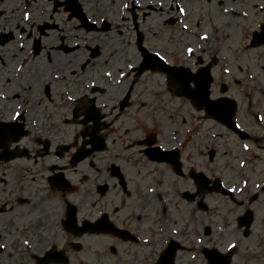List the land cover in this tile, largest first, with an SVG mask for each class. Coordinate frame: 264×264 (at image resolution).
Wrapping results in <instances>:
<instances>
[{"label": "flooded vegetation", "instance_id": "1", "mask_svg": "<svg viewBox=\"0 0 264 264\" xmlns=\"http://www.w3.org/2000/svg\"><path fill=\"white\" fill-rule=\"evenodd\" d=\"M176 2L185 8L179 18ZM149 6L0 0V264H156L172 242L180 246L175 264L192 250L204 259L219 206L227 220L234 205L245 210L263 198L264 189L251 194L264 182V169L253 192L241 190L245 202L234 194L221 203L208 172L207 186L190 177L206 170L201 152L189 158L188 135L201 137L199 149L206 137L197 122L188 129V109L214 125V139L224 132L237 148L241 143L174 92L176 71L159 69L199 73L207 66L211 99L262 106L264 88H253L254 72L236 64L264 54V45L249 47L254 33H264V0H149ZM172 29L178 43L167 39ZM187 29L211 31V45L187 43L180 38ZM157 31L162 39L155 40ZM251 114L253 122L240 127L249 134V158L264 156V127ZM232 178L228 185L236 186ZM192 218L197 248L186 239ZM83 250L87 259H78Z\"/></svg>", "mask_w": 264, "mask_h": 264}, {"label": "rangeland", "instance_id": "2", "mask_svg": "<svg viewBox=\"0 0 264 264\" xmlns=\"http://www.w3.org/2000/svg\"><path fill=\"white\" fill-rule=\"evenodd\" d=\"M116 5L117 3L114 6ZM104 10L107 11L106 9ZM173 14L179 18L178 13L174 12ZM174 30L175 29H172V32L168 34L167 39L169 42L178 43L177 41H179V38L173 37V34L176 33L174 32ZM189 34H190L189 31L182 32V35L180 38L185 39L186 37H189ZM191 34H192V37L196 40L199 39L200 36L207 37L206 40L209 42V45H211L210 43L213 40L211 31H208L207 29H205L201 31H193ZM228 34H229L228 35L229 37L230 35H232V32H229ZM238 36H239V33L236 32L233 40H238ZM150 37H151V34H150ZM154 38L155 40L162 39L163 32L157 31L156 33H154ZM250 57H251V60L245 65L236 64V66H241L242 70L245 72H246L247 67H249L254 72L252 73L253 77H255L256 79H260L264 84V54L259 53V52L258 53L253 52ZM243 66L246 69H244ZM156 81H159V80L157 79ZM114 94L115 93H113V95ZM254 103L255 101H253V106H252L251 111L255 115L258 114L259 116H261L262 122H264V104L259 108H255ZM248 111H250V109L248 107H245L243 104H241L240 111L238 112L239 121H241V123H245V122L252 123L253 122L252 121L253 116L250 117L249 120H246L247 115H249V113L251 112V111L250 112ZM196 115H197V118L200 119L199 114H196ZM197 123L199 127L201 128L203 127L202 135L206 137L205 141L208 142L209 138L212 137L211 135L214 134L216 131L214 127L213 129H211V127L214 125L209 122H204L203 120L197 121ZM225 141L226 140H223V141L221 140L222 142L221 144L224 146V148L227 147V145L225 144ZM230 141L235 143V140H233L232 138H230L229 142ZM200 142H201V137L197 140L196 145L200 146ZM222 153L223 151H220V154ZM231 157H230L231 160L227 162V165H230L231 167V168L229 167V171H231L232 168L235 170L234 159H232L233 157L232 158ZM263 160H264V157H263ZM262 163H264V161ZM219 200H223V199H219ZM254 207L258 211V219H256L257 220L256 227H255V230H253V235L251 237H248L246 239L242 238L241 234L236 231L233 223H230L228 225L226 222H223L219 217H216L214 222L212 223L213 228L215 230V236L211 238V240L204 239V243L211 244L212 246H214L215 248H217L218 250L222 252L227 251V249H229V247L231 246L236 247L237 253L232 259V264H264V225L259 222L260 220L264 221V215H263L264 214V211H263L264 210V198L260 202L256 203ZM188 208H190V206H188ZM241 210L242 209L237 208L238 212ZM220 211L223 212L224 211L223 208L220 207ZM197 219L198 218H192V221L190 222L187 221V225L189 226H187L186 239L188 242L199 243L197 239L199 226H197L195 223ZM191 227H193V229ZM254 232H258V234ZM259 235H261V238L259 237ZM78 259H82V260L87 259V251L83 250L79 252ZM200 259H201L200 256L198 257L194 253H191V254L188 253V255L180 256V260H178V264H205L204 262L201 261L202 259L201 260ZM75 263L78 264L76 260H75Z\"/></svg>", "mask_w": 264, "mask_h": 264}, {"label": "water", "instance_id": "3", "mask_svg": "<svg viewBox=\"0 0 264 264\" xmlns=\"http://www.w3.org/2000/svg\"><path fill=\"white\" fill-rule=\"evenodd\" d=\"M209 262L211 263V264H224L223 262H220V261H218V260H212L211 258L209 259Z\"/></svg>", "mask_w": 264, "mask_h": 264}, {"label": "snow or ice", "instance_id": "4", "mask_svg": "<svg viewBox=\"0 0 264 264\" xmlns=\"http://www.w3.org/2000/svg\"><path fill=\"white\" fill-rule=\"evenodd\" d=\"M181 14H183V9H181ZM201 39H207V37H201ZM189 52H191V49H188ZM225 71H227V69H225ZM231 190V189H230ZM0 247H2V245H0ZM234 247V246H233Z\"/></svg>", "mask_w": 264, "mask_h": 264}]
</instances>
